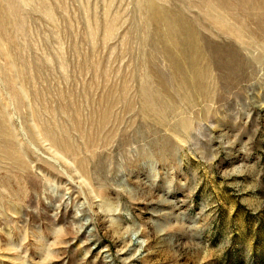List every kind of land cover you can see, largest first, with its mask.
<instances>
[{
    "label": "rangeland",
    "instance_id": "1",
    "mask_svg": "<svg viewBox=\"0 0 264 264\" xmlns=\"http://www.w3.org/2000/svg\"><path fill=\"white\" fill-rule=\"evenodd\" d=\"M0 264H264V0H0Z\"/></svg>",
    "mask_w": 264,
    "mask_h": 264
}]
</instances>
